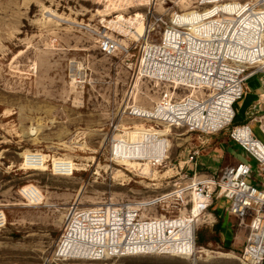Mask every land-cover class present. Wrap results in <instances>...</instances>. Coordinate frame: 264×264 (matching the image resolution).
Masks as SVG:
<instances>
[{"label": "rangeland", "instance_id": "374dc122", "mask_svg": "<svg viewBox=\"0 0 264 264\" xmlns=\"http://www.w3.org/2000/svg\"><path fill=\"white\" fill-rule=\"evenodd\" d=\"M147 2L0 0V264H242L247 229L221 201L211 210L216 222L198 224L193 259L93 262L57 255L71 208L160 200L193 179L190 153L225 142L235 126L234 120L219 135L200 136L134 116L137 107L153 109L167 88L137 74L142 50L160 38L152 22L180 12L188 23L198 19L196 0ZM136 16L142 37L140 28L126 26L133 33L127 35L108 23ZM104 35L119 44L113 55L100 52ZM257 76L264 82V75ZM151 128L161 136L149 134ZM252 130L264 143L259 124ZM140 145L145 149L138 150ZM26 153L42 156L41 169L26 167ZM122 158L139 165L126 169L116 162ZM57 162L66 174L55 171ZM209 163L203 159L199 172L207 174ZM26 186L41 192L40 204L20 195ZM152 211L164 215L160 204ZM204 250L234 259L210 258Z\"/></svg>", "mask_w": 264, "mask_h": 264}, {"label": "built area", "instance_id": "2783aa9c", "mask_svg": "<svg viewBox=\"0 0 264 264\" xmlns=\"http://www.w3.org/2000/svg\"><path fill=\"white\" fill-rule=\"evenodd\" d=\"M193 11L200 16L193 23L198 25L195 30L181 12L152 22L160 29V38L142 50L137 74L167 88L150 114L134 116L215 136L234 122L248 80L264 75V0H196ZM99 47L102 54L113 55L118 43L104 37ZM256 123L264 134V116L258 115L250 123L233 126L229 134L246 161L202 178L198 159L205 150H195L188 160L193 179L160 200L72 208L56 244L58 257L93 262L135 256L193 259L198 224L210 218L216 222L211 210L221 201L247 229L240 262L264 264V143L252 130ZM23 189L20 195L25 200L41 203L35 187L25 194ZM158 204L164 215L153 214L152 207Z\"/></svg>", "mask_w": 264, "mask_h": 264}, {"label": "crops", "instance_id": "0c3cea01", "mask_svg": "<svg viewBox=\"0 0 264 264\" xmlns=\"http://www.w3.org/2000/svg\"><path fill=\"white\" fill-rule=\"evenodd\" d=\"M250 82H253L252 86H249ZM246 88L247 92L245 97L236 105L235 126L250 123L251 117L255 115L264 116V82L262 78L259 76L252 77L248 80ZM205 152L206 153L202 154L198 159V176L202 178L208 174L217 172L224 166L246 161L241 148L232 143L229 139L213 146L208 152L205 150ZM235 157H237V159ZM203 159H207L208 162L213 161V164L209 163L207 166L209 170L205 171L207 174L199 172L200 163ZM192 173L193 168H191V174ZM222 206H226L225 203Z\"/></svg>", "mask_w": 264, "mask_h": 264}, {"label": "bare ground", "instance_id": "6f19581e", "mask_svg": "<svg viewBox=\"0 0 264 264\" xmlns=\"http://www.w3.org/2000/svg\"><path fill=\"white\" fill-rule=\"evenodd\" d=\"M148 2H149V0H148ZM148 2H147V4H148ZM230 12H232V11H230ZM197 14H198V18L200 17L199 16V13H198V11H197ZM180 16H181V18L183 19V17H182V14H180ZM120 20V19H119ZM184 20V19H183ZM139 20H138V17L136 16V17H132V18H129V19H123V20H121V21H116V20H112V21H110V22H108L109 24H112L116 29H118L122 34H127V35H133V33L131 32V31H128V30H126V26H130V27H134L135 29H139L141 26H143V23H137ZM198 27V25H193V24H191V27L190 28H192L193 30H195V28H197ZM146 31V30H145ZM136 34H137V32H136ZM141 37H142V34H143V32H142V28H140V33H138ZM144 35V34H143ZM103 37H105V38H108V39H110L109 37H107V35H104ZM119 45V44H118ZM134 111H137V112H140V114H141V116L142 115H147V114H150L151 112L150 111H148V110H145V109H142V108H139V107H137V108H135L134 109ZM156 122H154V124H155ZM156 127H159V126H162V125H160V124H158V123H156V125H155ZM168 129H170L168 126H166ZM170 131V130H169ZM172 131V130H171ZM151 132L152 133H149V134H153V135H157V136H161V135H158L159 133H157V132H155V130H154V128H151ZM147 133H145V135H146ZM128 148H130V147H134L133 145H131V144H129L128 146H127ZM138 147V146H137ZM143 149H145V147L144 146H139L138 147V150H143ZM129 152L130 153H132L133 151H131V150H129ZM23 156V155H22ZM23 159L26 161L25 163H26V165H28V164H32V165H34V166H36V168L35 169H41V168H39V167H41L42 165H43V162H44V159L42 158V156L40 155V154H30V153H26V155L23 157ZM159 160H162V159H159ZM117 163H119V165H121L122 167H126V169L127 168H132V167H136V166H138L137 165V163H132V162H130L129 160H123V158L121 159V160H118V161H116ZM141 165V164H140ZM56 167H55V171H57V173H60V174H66V172H63L64 170H63V165H62V163H60V162H57L56 163V165H55ZM146 167V169H147V171H149L150 170V167H149V165H146L145 166ZM143 168V167H142ZM76 170V169H75ZM145 170V169H144ZM78 171V170H77ZM146 171V170H145ZM150 172V171H149ZM32 187H30V186H26L24 189H23V191L22 192H24V194L26 193V192H28V190H30ZM26 191V192H25ZM41 200H43V196H42V194H41ZM77 207L78 206H76V207H73V208H76V210H78L77 209ZM72 209V208H71ZM74 210V209H73ZM2 214H0V221H1V219H2V217L3 216H1ZM3 224H4V218H3ZM2 224V225H3ZM1 224H0V226H2ZM61 238V237H60ZM60 240V239H59ZM59 240H58V242H59ZM57 242V243H58ZM56 248H57V246H56ZM205 251V250H204ZM203 252V251H202ZM204 254L206 255V256H208V257H210V258H223V259H234V257L232 256V255H230V254H224V253H220V252H212V251H205L204 252Z\"/></svg>", "mask_w": 264, "mask_h": 264}, {"label": "trees", "instance_id": "16d2710c", "mask_svg": "<svg viewBox=\"0 0 264 264\" xmlns=\"http://www.w3.org/2000/svg\"><path fill=\"white\" fill-rule=\"evenodd\" d=\"M214 212H215V214H217L216 209H214ZM215 228H216V231H219L221 233L222 225L220 223H219V225L215 226ZM203 242H204L203 240L200 241V243H203Z\"/></svg>", "mask_w": 264, "mask_h": 264}]
</instances>
